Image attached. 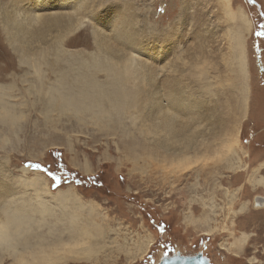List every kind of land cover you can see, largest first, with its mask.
Listing matches in <instances>:
<instances>
[{"label":"rangeland","instance_id":"obj_1","mask_svg":"<svg viewBox=\"0 0 264 264\" xmlns=\"http://www.w3.org/2000/svg\"><path fill=\"white\" fill-rule=\"evenodd\" d=\"M259 85L264 0H0V264H264Z\"/></svg>","mask_w":264,"mask_h":264},{"label":"bare ground","instance_id":"obj_2","mask_svg":"<svg viewBox=\"0 0 264 264\" xmlns=\"http://www.w3.org/2000/svg\"><path fill=\"white\" fill-rule=\"evenodd\" d=\"M230 1V0H229ZM45 3V2H44ZM40 5V4H39ZM76 12H74V13H72V12H55L54 14L53 13H51L52 15H54L56 18H58L59 19V21L60 20H67V19H69L70 21H72V20H75V19H78L79 18V16L77 15V16H74L73 14H75ZM35 14H36V12H35ZM36 15H39L38 16V18L40 19V20H42V17H44L45 16V14H36ZM247 14L242 10V12H241V16H240V19H241V21H242V23L243 24H246L247 23V25L250 27V20H249V18L246 16ZM34 16V15H33ZM46 17H48V16H46ZM46 17H45V19H46ZM50 17H52V16H50ZM57 19V20H58ZM36 21V20H35ZM34 21V22H35ZM64 22V21H63ZM79 22V21H78ZM66 23V22H65ZM238 33H241V31L239 30V32ZM237 38H236V42L238 43V46L239 45H242V35H240V34H238L237 36H236ZM243 61V60H242ZM131 101V100H130ZM187 126L188 125H184V129H186L187 128ZM235 133V132H234ZM229 141H231V140H229ZM227 142H228V140H227ZM231 142H233V141H231ZM231 142H228V146L226 145V151H223V153L224 154H227V153H230L231 151ZM187 145H189V144H187ZM192 146V145H191ZM208 148H210L209 146H207ZM184 148H186V149H188V147H184ZM194 148V147H193ZM189 149H191V148H189ZM188 151V150H187ZM210 151V150H209ZM186 152V150H182V153H185ZM200 153V152H199ZM188 156V154H184L183 156H182V161H183V169H186V167H188V166H190V167H193V165H195V166H197V164L199 163L198 161H189L190 159L187 157ZM194 157V156H193ZM192 157V158H193ZM260 169V167H258L257 169H256V171H258ZM22 170H24V171H28V169L27 168H23ZM190 170V169H189ZM37 174H39L38 172H36ZM35 174V173H34ZM36 178H34V179H32L31 180V184H33V185H38V186H40V184L42 183V181H43V179L44 180H46L44 177H42V175L41 176H38V175H36L35 176ZM254 179H256V182H260V184H262L263 186H264V177H262V178H254ZM256 203H258V204H255L257 207H261V208H263L264 207V198L263 197H259V199L257 200V201H255ZM245 207V204L243 205V208ZM206 218H207V220H208V216H206ZM21 222V221H20ZM21 227V226H20ZM79 228V227H78ZM81 228V227H80ZM80 228H79V230H80ZM206 235H214L215 234V229L210 225V224H208V225H206ZM224 229H226V228H224ZM79 233V232H78ZM75 235H68V236H73V239H74V236H75V238H77L78 236H79V234L77 235L76 233H74ZM232 235V233H231V231H230V233H229V236H231ZM67 237V236H66ZM246 237H247V235L246 234H243V235H241L239 238H234L235 239V241L234 242H232V243H230V244H225L226 246L224 247L228 252H233L235 255H239V254H241L242 253V251H243V243H244V241L246 240ZM68 238H70V237H68ZM62 240V239H61ZM70 240V239H69ZM72 240V239H71ZM152 237H149V238H147V240L146 241H143V242H141V244H138L139 246H138V250H137V253H135L134 255H137V256H135L134 258H138V259H141V258H143L144 257V255H146V253H147V251L150 249V247L151 246H153L152 245ZM83 241V240H82ZM56 242V241H55ZM64 242V241H63ZM70 244V243H69ZM58 246V245H57ZM57 246H55V247H57ZM47 247V246H46ZM61 247V246H60ZM63 249V248H62ZM65 250V249H64ZM54 252H55V250H54ZM69 252H71V250H70V248L68 249V250H66L65 251V255L66 256H64V258L63 259H61L62 258V255L63 254H61L62 252H61V250H59V251H57V252H55V255H56V260H57V258L60 260H57V261H59L60 263H56V264H61L62 262H65V260H67V259H73V260H83V259H87V257H85L84 255H81V254H76V253H70L69 255H67ZM53 261H55V260H53ZM51 264H53V263H51Z\"/></svg>","mask_w":264,"mask_h":264},{"label":"water","instance_id":"obj_3","mask_svg":"<svg viewBox=\"0 0 264 264\" xmlns=\"http://www.w3.org/2000/svg\"><path fill=\"white\" fill-rule=\"evenodd\" d=\"M159 264H212L210 260L202 253L195 255L174 254L164 256Z\"/></svg>","mask_w":264,"mask_h":264},{"label":"crops","instance_id":"obj_4","mask_svg":"<svg viewBox=\"0 0 264 264\" xmlns=\"http://www.w3.org/2000/svg\"><path fill=\"white\" fill-rule=\"evenodd\" d=\"M260 86V85H259ZM262 87V88H261ZM260 89H256V93L261 90L264 92V86H260L259 87ZM252 92H254V90H252ZM264 98V97H263ZM264 116V108L263 110H261L260 108H257L255 114H254V117L259 125V130L257 131V135L258 136H254V137H257L258 138V141H260L261 143L264 144V118L263 120L261 121V118L260 116ZM260 120V121H259Z\"/></svg>","mask_w":264,"mask_h":264},{"label":"trees","instance_id":"obj_5","mask_svg":"<svg viewBox=\"0 0 264 264\" xmlns=\"http://www.w3.org/2000/svg\"><path fill=\"white\" fill-rule=\"evenodd\" d=\"M39 166H40V169H41V170L48 172L44 167H41V165H39ZM55 171H56V170H55ZM73 173H74V172H73ZM49 174H50V175L52 174L53 177L55 176V173H53V172H50ZM56 175L60 176V175H62V173L58 171V172H56ZM51 177H52V176H51ZM53 177H52V178H53ZM54 180L57 181V178H54ZM69 180H70V179H68V181H69Z\"/></svg>","mask_w":264,"mask_h":264},{"label":"snow or ice","instance_id":"obj_6","mask_svg":"<svg viewBox=\"0 0 264 264\" xmlns=\"http://www.w3.org/2000/svg\"><path fill=\"white\" fill-rule=\"evenodd\" d=\"M35 167H37V168H38V167H40V166H39V165H35Z\"/></svg>","mask_w":264,"mask_h":264},{"label":"flooded vegetation","instance_id":"obj_7","mask_svg":"<svg viewBox=\"0 0 264 264\" xmlns=\"http://www.w3.org/2000/svg\"><path fill=\"white\" fill-rule=\"evenodd\" d=\"M261 144V143H260Z\"/></svg>","mask_w":264,"mask_h":264}]
</instances>
